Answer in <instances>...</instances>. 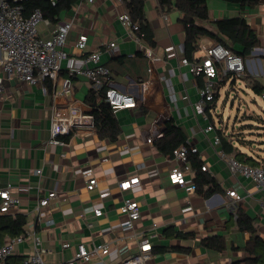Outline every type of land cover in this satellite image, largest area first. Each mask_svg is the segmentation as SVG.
Wrapping results in <instances>:
<instances>
[{"label":"crops","instance_id":"crops-1","mask_svg":"<svg viewBox=\"0 0 264 264\" xmlns=\"http://www.w3.org/2000/svg\"><path fill=\"white\" fill-rule=\"evenodd\" d=\"M208 6L213 18L240 16L247 21L261 41L247 58H264V0H255L253 5L210 0ZM145 9L156 41L151 53L145 43L135 39L130 26L118 18L128 10L127 2L78 0L54 20L44 17L38 24V35L48 38L59 22L72 19L65 44L69 54L81 57L101 52L102 62L111 68L106 79L108 85L135 96V107L116 110L122 127L116 141L100 138L96 132L83 137L64 135L61 139L66 144H48L53 86L31 85L16 75L2 74L5 98L0 99V189L10 186V193L19 198L8 213L24 214L31 219L30 229L41 237L43 257L50 264H76L74 254L77 245L83 242L88 247L106 244L110 251L105 261L117 264L139 252L144 239L152 245L147 264L231 263L245 255L242 249L235 250L233 246L242 248L250 237L238 228V204L246 206L247 213L256 220L257 233L264 238V189L258 188L252 179L232 172L228 161L220 155L222 141L215 145L214 135L226 136L240 150L258 156L262 164L264 156L252 145L249 150L246 148L249 145L243 147L233 131L223 129L225 126L220 129L213 114V120H206L196 110L205 77L194 74L182 62L186 57L182 14L177 10L160 12L158 0H145ZM80 34L88 36L84 50L76 46ZM111 42L116 44L111 47ZM212 43L209 38L202 39L200 49L189 60L202 61L205 48ZM151 56L156 61L153 72L149 71ZM66 63L63 62L64 69ZM66 76L63 70L57 88H61ZM244 78L241 80L246 83ZM91 88L87 79L72 78V92L87 105L85 99ZM170 117L183 129L187 141L198 148L195 154L202 165L209 167L204 171L216 180L217 189L211 195L170 182L169 172L178 163L159 152L154 143L163 136ZM209 123L218 126L217 130L206 133L204 128ZM141 163L146 167L137 171ZM186 165L192 169L188 177L194 179L192 164ZM37 169L42 172L36 173ZM87 170H92L97 178L91 190L87 187ZM134 175L140 177V182L129 190H120L119 182ZM50 190H56L58 195L35 223L33 208ZM229 190H236L241 197L230 196ZM131 196L139 201L142 211V219L133 230L126 227V216L120 209L123 198ZM96 208H101L103 214L97 216ZM171 231L192 232L196 236L180 238L168 233ZM214 234L225 236V250L215 251L202 245L203 237ZM65 243L70 245L65 247ZM32 245L28 240L18 244L11 255L15 259H9L13 262L10 263L21 262L33 250ZM80 264H96V260Z\"/></svg>","mask_w":264,"mask_h":264},{"label":"built area","instance_id":"built-area-1","mask_svg":"<svg viewBox=\"0 0 264 264\" xmlns=\"http://www.w3.org/2000/svg\"><path fill=\"white\" fill-rule=\"evenodd\" d=\"M21 0H0V99L5 98V86L3 73L7 76L16 75L22 81L28 84H47L51 82L53 88V114L50 126V138L48 144H66L61 139L64 135H73L78 137L91 136L97 132L94 115L91 113L92 107L87 105L82 99L77 98L72 92V78L83 77L87 79L92 88L101 90L104 88L106 79L110 77L109 67L101 60V52H92L81 57H75L69 54L65 49L68 35L73 26V20H64L59 22L52 34L48 38L38 35V24L44 19L40 8H35L30 13H25V8ZM56 3L58 0H51ZM89 3H95L96 0H87ZM117 2H126L127 0H116ZM121 22L130 26L134 32V37L138 42L143 43L140 36L135 33L137 25H134L132 18L126 10L118 15ZM87 34H80L76 46L84 50L87 46ZM116 43L111 42L113 47ZM151 53V47L145 46ZM205 57L202 61H190L187 57L182 58V62L189 66L191 72L196 75H204V84L200 88V98L195 103V108L206 120H209L207 108L209 103L215 98L218 92V82L226 75L232 74L237 78L264 75V67L261 57L245 58L236 53L232 48L212 43L205 48ZM264 53V51H263ZM67 61L64 69L63 62ZM149 71L155 69V59L151 56L149 59ZM65 70L67 76L61 81V88H57L61 72ZM50 90V89H49ZM221 90H219V97ZM264 101V92L260 95ZM105 101L117 110L120 108L135 107L137 102L134 95L123 92L111 85L105 89ZM89 109V110H87ZM213 110H216L214 106ZM217 127L209 123L204 131L214 132ZM149 142H153L149 138ZM214 144H221V136L218 133L214 135ZM198 148L188 142L175 148L173 156L169 157L178 163V167L169 172V180L173 184H179L189 191H196L197 185L194 179L188 177L192 169L187 166L190 154L198 153ZM220 155L224 157L234 174H239L252 179L256 186L264 189V164L250 165L240 162L234 157H228L223 149ZM146 167L145 163L138 164L137 171ZM184 167V168H183ZM207 165H202L203 170H208ZM41 169L36 173L40 174ZM89 175L88 189H93L97 183V178L93 176L92 170H87ZM140 177L134 175L125 178L119 182V189L126 191L140 182ZM228 194L235 198L241 196L236 190H229ZM56 190H50L44 196L40 197L33 208L35 223L42 218L44 208L50 205L53 198L57 197ZM19 203V198L10 193V186L0 189V211L8 212L12 206ZM234 207V206H232ZM126 216V227L134 229L142 219V211L139 201L131 197H124L120 207ZM97 216L103 214L101 208L94 210ZM31 219H27L25 230L14 237H8L4 242H0V264H7L8 259L16 251L18 244L24 241H31L33 250L29 251L21 264H50L43 257L42 239L34 230L30 229ZM65 243L64 246H69ZM151 243L148 239L141 240L140 251L132 256L119 261L117 264H147L150 258ZM109 247L106 244H93L88 247L84 242L77 245L74 254V262H88L96 260V264H108L105 261V255L109 253Z\"/></svg>","mask_w":264,"mask_h":264},{"label":"trees","instance_id":"trees-1","mask_svg":"<svg viewBox=\"0 0 264 264\" xmlns=\"http://www.w3.org/2000/svg\"><path fill=\"white\" fill-rule=\"evenodd\" d=\"M77 1L78 0H58L57 3H53L51 0H21L20 3L24 5L26 14L30 13L35 8H40L45 18L54 20L63 9H70ZM209 1L210 0H158L160 12L168 13L177 10L182 14L181 21L185 27V56L188 59H192L194 53L200 49L201 40L209 38L214 44L228 46L245 58L251 57L254 49L261 45L257 31L240 16L211 17L208 6ZM226 1L240 3L241 5H253L255 3V0ZM126 2L132 21L134 25H137L135 33L141 37L143 43L147 46L155 47L156 41L146 14L145 0H127ZM245 79L256 94L261 95L264 92V84L259 79H254L250 75L246 76ZM237 80L238 78L235 75L229 74L218 82V92L207 108L210 119L213 120L211 109L217 105L219 90L229 82L232 85L235 84ZM47 83H49V87H51V82ZM107 87L108 81L105 82L104 88L101 90L91 88L85 101L92 107L91 113L94 115L99 137L116 141L122 133V127L116 110L105 101V89ZM143 111L146 112L145 109ZM220 136L222 147L227 155L246 164L255 166L262 164L258 156L240 150V148L234 146L226 136L222 134H220ZM238 139L242 145H248L244 138L241 137ZM154 143L159 152L168 157H172L174 149L182 144H188V141L183 129L175 123L173 117H170L165 122L163 136L156 139ZM188 162L192 164L195 170L194 182L199 192L203 193L205 196L211 195L217 189V183L214 177L202 169V163L198 159V155L193 153L190 154ZM206 184H208L207 188L205 187ZM236 214L238 228L241 231L248 232L250 237L242 248L233 246L235 250L242 249L245 252L244 257L227 264H264V238L257 233L258 225L256 224V220L247 213V208L243 204H238ZM26 221L27 218L24 214L18 213L13 215L8 212L0 211V242H4L8 237L21 234L25 230L24 226ZM168 233L180 238L196 236L195 233L192 232L171 231ZM201 243L206 248L215 251H223L227 248V240L225 236L220 234L205 236L201 239ZM13 257L14 256H10L9 259L11 260ZM9 259L7 264H11L10 262H12L9 261ZM21 262L16 264H21Z\"/></svg>","mask_w":264,"mask_h":264},{"label":"rangeland","instance_id":"rangeland-1","mask_svg":"<svg viewBox=\"0 0 264 264\" xmlns=\"http://www.w3.org/2000/svg\"><path fill=\"white\" fill-rule=\"evenodd\" d=\"M261 60L264 67V58ZM257 78L264 84V75L259 74ZM246 83L238 78L235 84L224 85L216 110L212 109L211 113L220 129L225 126L223 129L233 131L238 138L243 137L249 145L243 144V147L249 150L252 145L264 156V101Z\"/></svg>","mask_w":264,"mask_h":264}]
</instances>
